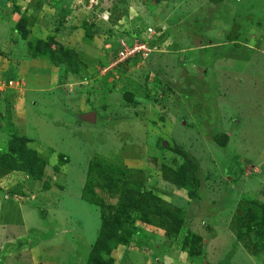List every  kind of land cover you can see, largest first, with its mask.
<instances>
[{"label":"rangeland","instance_id":"374dc122","mask_svg":"<svg viewBox=\"0 0 264 264\" xmlns=\"http://www.w3.org/2000/svg\"><path fill=\"white\" fill-rule=\"evenodd\" d=\"M0 264H264V0H0Z\"/></svg>","mask_w":264,"mask_h":264},{"label":"built area","instance_id":"2783aa9c","mask_svg":"<svg viewBox=\"0 0 264 264\" xmlns=\"http://www.w3.org/2000/svg\"><path fill=\"white\" fill-rule=\"evenodd\" d=\"M135 49L136 48H133L130 52H125V53L123 51H120L121 52L120 57H119V59H121L120 62H123L124 55H126L125 59H127V60L131 59L133 57L134 53L137 51V49L136 50ZM144 49H145L146 54L150 53V50L148 48H146L145 46H144ZM128 57H131V58H128Z\"/></svg>","mask_w":264,"mask_h":264},{"label":"water","instance_id":"95a60500","mask_svg":"<svg viewBox=\"0 0 264 264\" xmlns=\"http://www.w3.org/2000/svg\"><path fill=\"white\" fill-rule=\"evenodd\" d=\"M84 120H88L91 122H95L96 121V114L92 113V114H86L83 116Z\"/></svg>","mask_w":264,"mask_h":264},{"label":"trees","instance_id":"16d2710c","mask_svg":"<svg viewBox=\"0 0 264 264\" xmlns=\"http://www.w3.org/2000/svg\"><path fill=\"white\" fill-rule=\"evenodd\" d=\"M24 24H23V21L22 20H20L19 22H18V28H19V30L20 31H22L23 30V28H24V26H23ZM131 59H133V58H131ZM130 60V59H129ZM129 60H127V61H129ZM14 151H15V147H14ZM35 158V157H34ZM27 171H29L30 172V170H29V168H27ZM99 205L102 207V205L103 204H100L99 203Z\"/></svg>","mask_w":264,"mask_h":264}]
</instances>
